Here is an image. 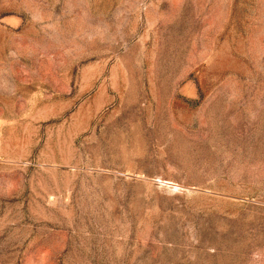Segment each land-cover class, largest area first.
I'll use <instances>...</instances> for the list:
<instances>
[{
  "label": "rangeland",
  "instance_id": "obj_1",
  "mask_svg": "<svg viewBox=\"0 0 264 264\" xmlns=\"http://www.w3.org/2000/svg\"><path fill=\"white\" fill-rule=\"evenodd\" d=\"M0 264H264V0H0Z\"/></svg>",
  "mask_w": 264,
  "mask_h": 264
}]
</instances>
